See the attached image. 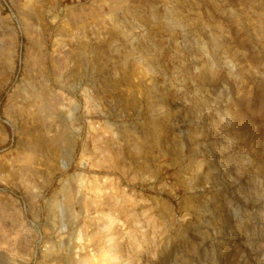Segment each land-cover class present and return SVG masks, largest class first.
Returning a JSON list of instances; mask_svg holds the SVG:
<instances>
[{
	"label": "rangeland",
	"instance_id": "374dc122",
	"mask_svg": "<svg viewBox=\"0 0 264 264\" xmlns=\"http://www.w3.org/2000/svg\"><path fill=\"white\" fill-rule=\"evenodd\" d=\"M0 264H264V0H0Z\"/></svg>",
	"mask_w": 264,
	"mask_h": 264
},
{
	"label": "bare ground",
	"instance_id": "6f19581e",
	"mask_svg": "<svg viewBox=\"0 0 264 264\" xmlns=\"http://www.w3.org/2000/svg\"><path fill=\"white\" fill-rule=\"evenodd\" d=\"M65 164V163H64Z\"/></svg>",
	"mask_w": 264,
	"mask_h": 264
}]
</instances>
